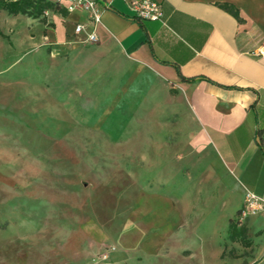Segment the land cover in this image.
<instances>
[{"label":"crops","instance_id":"obj_1","mask_svg":"<svg viewBox=\"0 0 264 264\" xmlns=\"http://www.w3.org/2000/svg\"><path fill=\"white\" fill-rule=\"evenodd\" d=\"M132 1L98 0L94 44L82 9L32 27L28 45L94 46L104 71L118 57L115 103L121 119L135 104L134 128L80 188L78 160L70 180L47 177L46 117L0 104V264H264V212L238 224L245 244L229 238L245 193L264 198V0H153L160 19L141 24Z\"/></svg>","mask_w":264,"mask_h":264},{"label":"rangeland","instance_id":"obj_2","mask_svg":"<svg viewBox=\"0 0 264 264\" xmlns=\"http://www.w3.org/2000/svg\"><path fill=\"white\" fill-rule=\"evenodd\" d=\"M46 1L54 7L37 18L13 16L0 10V104L31 114V118L39 114L46 117V149L41 147L40 154L48 164L47 177L70 180L75 171L70 168V161L78 160L81 188L87 179L100 181L106 170L103 160L109 156L115 158L117 152L114 151L118 149L121 136L134 128L130 117L135 104H122L121 119L119 104L115 103L118 88L113 86L118 57L108 61L104 71L106 57L94 46L45 48L41 43L28 45L25 42L28 37L37 36L32 27L38 24L53 27L52 17L60 8L52 0ZM22 17L31 23L26 29L22 28ZM110 65L115 71H109ZM75 132L77 137H74ZM23 142L30 148L35 144L27 138ZM71 144L78 145L79 151H70ZM32 152L35 155L38 150ZM88 162L99 165L91 169L87 167ZM110 247L113 246H99L95 252L96 263H103L99 258Z\"/></svg>","mask_w":264,"mask_h":264},{"label":"built area","instance_id":"obj_3","mask_svg":"<svg viewBox=\"0 0 264 264\" xmlns=\"http://www.w3.org/2000/svg\"><path fill=\"white\" fill-rule=\"evenodd\" d=\"M55 5L63 6L68 12L75 9H82L87 13L88 24L92 31L86 35L83 43L94 44L97 42L95 27L100 22L101 9L98 0H52ZM130 8L134 11L136 17L141 20L158 21L161 16L160 6L153 0H135L130 3ZM85 31V25H77L75 33L80 34ZM68 44H71L70 42ZM255 56L264 58V44L258 47L254 52ZM264 212V198L250 191L245 193L243 204L236 215L238 224H242L247 218ZM115 249L110 247L101 256L100 260L108 261L109 255Z\"/></svg>","mask_w":264,"mask_h":264},{"label":"trees","instance_id":"obj_4","mask_svg":"<svg viewBox=\"0 0 264 264\" xmlns=\"http://www.w3.org/2000/svg\"><path fill=\"white\" fill-rule=\"evenodd\" d=\"M58 7V5H55ZM54 6L52 3L47 2L46 0H0V10L6 11L8 14L16 15H25L28 17L37 18L42 15L45 10L52 9ZM125 18H128L124 16ZM130 20H133L141 24V19L138 17H129ZM185 81H191L192 79L183 78ZM245 235L246 231L243 227L238 228L237 219H233L229 226V238L232 241L239 240L245 244Z\"/></svg>","mask_w":264,"mask_h":264}]
</instances>
